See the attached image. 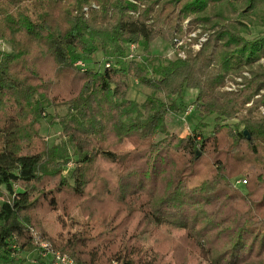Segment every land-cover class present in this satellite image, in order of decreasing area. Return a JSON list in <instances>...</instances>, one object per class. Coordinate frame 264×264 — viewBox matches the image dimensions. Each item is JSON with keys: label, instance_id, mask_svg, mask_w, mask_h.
I'll return each mask as SVG.
<instances>
[{"label": "trees", "instance_id": "1", "mask_svg": "<svg viewBox=\"0 0 264 264\" xmlns=\"http://www.w3.org/2000/svg\"><path fill=\"white\" fill-rule=\"evenodd\" d=\"M187 19L209 31L200 50L151 67L152 43L172 42ZM257 26L264 0H0L11 45L0 49L1 264L34 250L52 264L41 240L74 264H166L167 227L208 264H264V33L247 36ZM132 43L141 59L127 57ZM245 69L244 86L225 89ZM132 80L150 90L143 102L129 97ZM189 90L194 112L216 115L209 134L168 129ZM60 107L51 144L43 119Z\"/></svg>", "mask_w": 264, "mask_h": 264}, {"label": "rangeland", "instance_id": "2", "mask_svg": "<svg viewBox=\"0 0 264 264\" xmlns=\"http://www.w3.org/2000/svg\"><path fill=\"white\" fill-rule=\"evenodd\" d=\"M190 20L187 19L183 23L184 32L180 33V35H177L172 42L162 40L161 38H157L152 43V50H153V58L150 63V66L158 65L167 63L169 60L173 59L170 57L171 52H173L175 49H177V44L182 43L184 40V44H182V48L184 50V57H186L188 50H192L193 52H196L200 50L203 43L208 39L209 37V31H206L202 25H196L195 28H192L193 30H189ZM264 33V26H257L252 27L251 34L247 35L248 37H254L258 34ZM200 44V47L197 48L196 45ZM137 46V55L134 59H141V55L144 52V49L141 45ZM0 49L9 51L11 50V45L7 41H1L0 40ZM173 50V51H172ZM177 52V50L174 52V54ZM182 57V58H184ZM107 58L104 56L102 52L98 53L95 57V62L106 60ZM109 59V58H108ZM133 59V58H132ZM97 65V63H95ZM93 66V65H92ZM247 77H250V71L245 69L240 74L231 75L226 80V86L225 89L236 91L244 86L245 79ZM150 92L149 89L144 88L138 81L132 80L131 82V88L129 92V97L132 99H135L138 102H143ZM195 100L194 95H191L190 92L188 93V96H185V100L178 99L179 104L182 106H188L187 103H193ZM193 101V102H192ZM67 111L66 107H60L57 109H50L47 116L43 119V127H42V133L45 135L46 139L49 141V143H58L60 142L62 136L61 131L62 128L59 124V121L63 118ZM262 113H264V107H261L260 110ZM185 112V111H184ZM182 111L179 112H173L169 113L167 116L168 120V129L170 132L176 133L178 135H186L188 131L187 125L191 127V129H194L197 127L198 130H201L204 134H209L210 131L213 129V126L216 122V115H209V116H201L199 111L192 112L188 116L185 115ZM54 119L58 123L54 125L53 127L49 126V121ZM237 119L230 120L229 122H237ZM198 123V124H197ZM196 124V127H195ZM164 134H160L157 137V140L162 138ZM75 162L71 161L68 166L65 167V173L67 175H70L72 172V169L74 168ZM245 178V177H244ZM238 188L240 189H246V186L244 184H238ZM4 197L0 196V203L3 201ZM55 221V217H50L48 219L49 224H53ZM47 224V223H46ZM47 227L50 228V226L47 225ZM170 232L166 233L167 236H162L161 239V251L162 255L164 256V259L166 261V264H208V259L205 253V250L201 251L200 248H197V246H191L189 243H187L185 230L183 229H175L167 227ZM143 238L146 240L147 235H143ZM197 244V243H196ZM37 249L39 251H43L42 248L44 245H48V242L46 241H38L37 242ZM35 253V250L33 251ZM30 252V253H33ZM41 256V252H40ZM34 257H38V255H29L27 252H24L18 257L13 264H35L39 262L36 261ZM43 257V256H42ZM34 261L36 262H33ZM2 262L0 261V264ZM41 263V262H39Z\"/></svg>", "mask_w": 264, "mask_h": 264}, {"label": "built area", "instance_id": "3", "mask_svg": "<svg viewBox=\"0 0 264 264\" xmlns=\"http://www.w3.org/2000/svg\"><path fill=\"white\" fill-rule=\"evenodd\" d=\"M182 44H184V40L182 41V43H178L177 49H175L173 52H171L170 57L173 59L179 58V57H184L185 53L184 50L182 48ZM197 48L200 47V44L196 45ZM137 46L135 45V43H132L128 46V50H127V57L129 59L135 58V56L137 55ZM177 50V52L174 54V52ZM81 66H85V63L83 61H79L78 62ZM109 65V63H108ZM195 109L194 104H189L184 112L185 115H189L190 113H192V111ZM188 130H190V132L188 131L187 134L191 133V127L189 125L186 126ZM246 179H238L237 183H246ZM43 251L41 252V256L43 257H47L50 255L49 260L52 261V264H74V261L72 258H70L66 253H62L60 251H54L50 248L49 245H44V247L42 248ZM109 264H121L118 260H112Z\"/></svg>", "mask_w": 264, "mask_h": 264}, {"label": "crops", "instance_id": "4", "mask_svg": "<svg viewBox=\"0 0 264 264\" xmlns=\"http://www.w3.org/2000/svg\"><path fill=\"white\" fill-rule=\"evenodd\" d=\"M190 91V94L191 95H196V91L195 90H189ZM29 255H32V254H34V255H38V252L37 251H35V253L33 252V253H30V252H27ZM44 259L46 258L47 260L46 261H49V258H50V255L49 256H47V257H43ZM34 259L37 261V259H36V257H34ZM34 259H33V262H36V261H34ZM35 264H40V263H35Z\"/></svg>", "mask_w": 264, "mask_h": 264}, {"label": "water", "instance_id": "5", "mask_svg": "<svg viewBox=\"0 0 264 264\" xmlns=\"http://www.w3.org/2000/svg\"><path fill=\"white\" fill-rule=\"evenodd\" d=\"M245 133H247V130L245 131ZM250 137V136H249Z\"/></svg>", "mask_w": 264, "mask_h": 264}]
</instances>
